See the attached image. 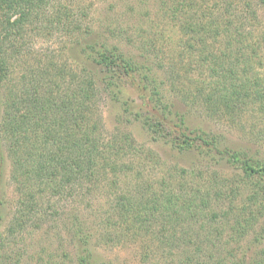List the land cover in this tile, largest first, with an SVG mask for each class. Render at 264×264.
Instances as JSON below:
<instances>
[{"label":"rangeland","instance_id":"1","mask_svg":"<svg viewBox=\"0 0 264 264\" xmlns=\"http://www.w3.org/2000/svg\"><path fill=\"white\" fill-rule=\"evenodd\" d=\"M42 6L43 13L33 14L17 35L22 51L10 59L8 79L17 81L24 70L31 73L39 60L52 58L67 71L66 84L87 81L91 66L82 63L73 41L79 31L90 29L96 39L141 62L144 71L151 69L168 109L185 112L189 123L214 135L220 147L247 150L264 162V6L260 0H50ZM10 17L14 21L18 15ZM236 46L241 55L253 56L242 72L250 95L238 99L240 106L233 115L211 114L195 90L218 72L208 66L211 54ZM253 49L256 53L251 55ZM94 84L97 95L88 115L96 134L104 142L114 135L127 138L134 149L107 155L109 165L107 161L99 165L93 180L83 179L82 187L66 184L54 193L50 185L32 181L35 199L25 214L20 213L21 189L10 176L9 161L0 181V264H182L185 252L179 250L184 245L163 242L176 231V235L181 231L195 235L206 250L230 247L234 256L227 257L226 264L244 252L264 248V239L253 238L264 233V208L257 223L239 237L229 236L231 217L227 211L223 215L232 190L236 193H230L231 207L248 201L253 191L264 203V177L246 176L215 151L182 150L176 134L160 125L153 131L144 121L155 111L130 79L117 83L116 99L103 84ZM181 183L184 190L178 192ZM144 187L160 193L170 187L168 191L178 194L179 201L194 199L199 209H179L184 219L174 229L163 222L160 211L136 228L134 219L113 207L117 196L136 198L148 191L141 190ZM17 216L22 220L19 226L13 224ZM206 233L210 234L203 240Z\"/></svg>","mask_w":264,"mask_h":264},{"label":"trees","instance_id":"2","mask_svg":"<svg viewBox=\"0 0 264 264\" xmlns=\"http://www.w3.org/2000/svg\"><path fill=\"white\" fill-rule=\"evenodd\" d=\"M49 1L0 0V181L10 161V176L21 189L20 213L25 214L24 210L30 209L34 202L32 181H36L39 186L50 185L54 193L66 184H80L82 187L83 179L92 181L95 172L100 169L99 165L106 161L108 163L107 155L134 149L135 146L131 141H127V138L123 140L120 136L114 135L112 139L107 140L108 142H104V139L96 134L95 124L88 115L97 95L95 81L103 84L116 99L120 90L117 83L130 79L142 90L146 103H150L151 110L155 111L154 117L151 115L152 118L149 120L147 117L145 121L143 120L153 131L160 125L176 134L180 149L198 150L200 153L215 151L227 163L235 164V167L241 169L246 176L264 177L263 161L247 150H236L226 145L220 147V142L214 135L193 127L185 112L168 109V104L164 105L159 95L154 75L149 72L151 69L144 71L145 67L141 62L136 61L133 56H128L118 46L96 39L90 29L79 31L73 41L77 44L75 48L83 56L82 63H86L85 67L91 66L92 73L88 75L89 78L86 76L84 78L87 81L66 84L67 71L63 66L55 64L52 58L39 60L37 67L29 68L31 73L27 74L24 70V74H21L17 81L8 79L12 63L10 59L22 51L17 35L22 32L24 24L33 14L43 13L42 5ZM260 2L264 6V0ZM10 11L18 15L14 21L10 20L12 15L9 14ZM65 17L68 19L66 14ZM190 29L194 30L193 27ZM240 50L236 46L222 51L217 56L211 54L208 66L218 72L212 76L210 82L201 81L202 84L197 85L195 90L211 114L222 112L233 115L240 106L236 102L250 95L248 79L242 78V72L247 71L246 67L252 62L253 56L241 55ZM251 51V55L256 53V49ZM79 53L73 57H78ZM262 94L264 95V92ZM187 99L184 98L186 103L191 100L188 96ZM261 107H264V104H261ZM114 167L115 165L111 166V169ZM146 187L141 190L148 191L139 192L140 195L137 194L136 198L131 195L117 196L113 207L116 213L118 211L134 219L132 222L136 228L146 225L148 219L160 211L163 222L171 224L174 229L184 219L178 215L179 209H191L194 212L199 209L194 199L179 201L178 194L168 191L170 187L165 188L162 193ZM183 190L184 185L181 183L178 192ZM231 192L232 196L236 193L232 190L229 191V196H226L229 198V208L223 215L227 211L231 217V220L226 219L231 222L229 236L239 237L257 223L264 203L260 202L259 193L253 191L254 193L245 199L248 201L244 200L245 203L241 206L231 207L233 202ZM253 203L258 204L255 207L257 210L249 209V206L253 208ZM20 223L21 218L15 217L13 224L19 226ZM215 230L221 234L220 228L217 227ZM177 233L178 231L174 232L162 241L165 244L174 241L179 246L184 245L185 249L179 250L185 252L182 264H226L227 257L234 256L230 247L225 250H206L195 235L186 234L184 231L176 235ZM210 233H206L203 240ZM253 238L260 242L264 239V233L260 232ZM242 255L230 264H264V248L254 250L251 254L244 252Z\"/></svg>","mask_w":264,"mask_h":264}]
</instances>
